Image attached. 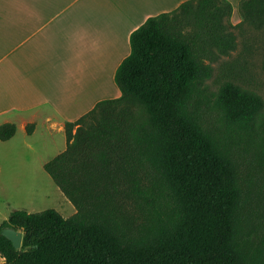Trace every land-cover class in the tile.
I'll use <instances>...</instances> for the list:
<instances>
[{
    "label": "trees",
    "instance_id": "1",
    "mask_svg": "<svg viewBox=\"0 0 264 264\" xmlns=\"http://www.w3.org/2000/svg\"><path fill=\"white\" fill-rule=\"evenodd\" d=\"M240 13L187 0L132 32L121 96L66 122V149L44 165L76 213L11 212L0 264H264V99L214 66L244 26L264 32V0ZM17 130L4 123L0 141Z\"/></svg>",
    "mask_w": 264,
    "mask_h": 264
},
{
    "label": "crops",
    "instance_id": "2",
    "mask_svg": "<svg viewBox=\"0 0 264 264\" xmlns=\"http://www.w3.org/2000/svg\"><path fill=\"white\" fill-rule=\"evenodd\" d=\"M185 1L19 0L7 6L17 13H4L0 25V126L18 128L8 141L28 133L30 124L32 135L40 127L66 134V122L121 96L115 74L131 53L132 32ZM241 20L232 18L234 24Z\"/></svg>",
    "mask_w": 264,
    "mask_h": 264
},
{
    "label": "rangeland",
    "instance_id": "3",
    "mask_svg": "<svg viewBox=\"0 0 264 264\" xmlns=\"http://www.w3.org/2000/svg\"><path fill=\"white\" fill-rule=\"evenodd\" d=\"M18 1L0 0V25L4 13L6 17L8 13H17L5 11V8ZM240 2L235 4L231 1L234 19L241 16ZM14 39L18 40L16 36ZM237 41V49L214 64L215 73L219 75L221 64L229 62L233 71L232 79L259 93L264 99V32L246 25L238 31ZM8 44L13 47L17 43ZM1 56L0 46V58ZM43 108L47 110L46 107ZM43 130V127H40L34 135L20 131L15 139L0 141V224L9 218L11 212L18 209L33 213L54 208L65 217L76 213L74 204L44 169L45 163L66 149V134L57 132L54 128L46 129L45 132ZM3 259L0 255V262Z\"/></svg>",
    "mask_w": 264,
    "mask_h": 264
},
{
    "label": "water",
    "instance_id": "4",
    "mask_svg": "<svg viewBox=\"0 0 264 264\" xmlns=\"http://www.w3.org/2000/svg\"><path fill=\"white\" fill-rule=\"evenodd\" d=\"M2 234L6 236L17 250H21L23 243V232L15 228L6 227L2 230Z\"/></svg>",
    "mask_w": 264,
    "mask_h": 264
}]
</instances>
